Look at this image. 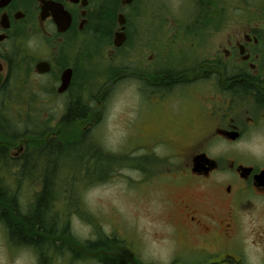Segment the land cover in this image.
<instances>
[{
    "label": "flooded vegetation",
    "instance_id": "flooded-vegetation-1",
    "mask_svg": "<svg viewBox=\"0 0 264 264\" xmlns=\"http://www.w3.org/2000/svg\"><path fill=\"white\" fill-rule=\"evenodd\" d=\"M185 1L190 8L182 18L176 10H165L167 1L160 0V15L165 11L173 17L153 23L154 0H0V132L9 138L11 92L32 78L35 89L49 90L62 101L58 107L64 114L74 102L79 110L91 112L84 115L86 121L75 122L83 126L81 136L89 138L87 131L104 113L105 97L98 95L96 104H86L91 94L84 83L74 81L75 71L88 70L87 58H96L99 48L107 49L120 71V49L130 43L131 71L115 72L112 84L126 76L132 81L133 127L142 136L136 149L143 152L133 160L145 176L142 182L161 176L170 187V200L143 206L165 230L153 232L150 240L168 257L140 259L147 243L138 237L117 256L127 255L130 264H264V254L248 252V247L262 246V224L247 229L238 213L264 202V152L259 156L251 148L256 141L264 143V0ZM57 4L69 15L64 31H59L58 22L65 19L55 15ZM25 29L38 35V55L27 47L16 50ZM118 32L124 42L116 46ZM69 42L84 47V61L65 59ZM66 69L71 70L70 80L60 91ZM14 79L19 83L13 84ZM62 118L54 125L69 123ZM239 143L246 145L242 153L211 149ZM160 147L164 152L157 153ZM13 150L10 156L0 146L3 191L9 188L11 157L19 161L18 174H24L20 144ZM169 157L177 167L163 171Z\"/></svg>",
    "mask_w": 264,
    "mask_h": 264
},
{
    "label": "rangeland",
    "instance_id": "rangeland-1",
    "mask_svg": "<svg viewBox=\"0 0 264 264\" xmlns=\"http://www.w3.org/2000/svg\"><path fill=\"white\" fill-rule=\"evenodd\" d=\"M162 1L164 3L165 0ZM166 1L167 6L163 5V8L178 11L182 18L190 8L185 0ZM154 2L155 10L152 11L157 14L154 13L153 23H162L165 17H173L165 11L160 15L157 7L162 4L160 0ZM23 32L21 40L24 42L16 46V50L27 47L33 55H38L35 52L38 35L26 29ZM70 44L69 48L67 46L66 49L65 46L63 50L65 59L84 61V47L76 43ZM129 47L130 43L120 49L119 56L122 67L124 66L120 71L117 67L116 72L114 61L108 57L106 48L96 49L99 50L96 58H87L85 64L88 70H82L87 71L82 77L79 75L82 73L80 69L75 71L74 81L80 85L84 83V88L87 87L86 93L91 94L89 103L86 104H96L94 99L98 95L105 97L104 113L94 127L87 131L89 138L81 136L83 126L79 124L76 126L80 127V132H75L78 136L73 128L63 129V126L54 125L56 120L63 117V109L58 107V103L62 101L54 99L49 90L40 92L35 89L34 79L26 78L17 91L11 92L15 95L8 113L10 119L17 120L16 127L13 132L10 131L9 138H5L0 132V146L7 147L10 156H14L16 150L13 148L20 144L21 150L18 154L23 155L25 164L24 174L19 175V161L17 158H10L9 171L6 173L10 176L9 188L0 190L1 207L10 209L11 203L16 207L15 210L20 211L19 214L33 213V204L42 190L44 181L40 164L43 167L50 161L47 168V173L51 176L46 196L49 214L47 219L54 220L55 216L56 228L59 231L58 239H53L57 241L52 246L39 242L38 247L41 249H35L32 245L20 244L0 222V264H104V259L116 264L117 258L122 259L123 264H130L127 255L121 257L116 253L121 248H130L132 240L137 237L147 243L141 251L142 254H138L140 259L149 261L168 257V254L163 253L166 250L162 246H153L155 243L150 240L153 232L163 233L165 230L161 227L162 224L151 220L143 206L160 205L170 200V187L164 180L166 178L161 176L142 182L145 176L137 170L133 160L134 157L143 155V152L139 146L136 149L137 143L142 141V136L133 127L135 104L132 81L126 76L124 80L112 84L116 73L126 74L125 72L131 71V68H128L129 58L131 60ZM15 80L19 83L18 79L12 80V83H15ZM19 121L21 124H18ZM17 129H27L29 133L12 137ZM59 132L64 135L74 134L72 137L65 136L64 144L61 143L68 156H59L57 147H54L55 150L51 154H43L41 149L37 148L42 138L55 139ZM18 139H23V142L17 143ZM225 148L242 153L246 145L239 143L230 147L217 144L211 149L218 151ZM251 148L262 156L264 143L256 141L252 143ZM155 151L164 152L161 147ZM37 157H42L41 163L36 164L34 160ZM172 162V157H169L168 163L161 166L162 170L167 167L176 168L177 165H172ZM13 213L16 214L15 211ZM238 213L246 225L245 228L248 229L247 225L253 227L256 223L262 224L264 228V202L251 203ZM248 248L250 254H264V241L258 248Z\"/></svg>",
    "mask_w": 264,
    "mask_h": 264
},
{
    "label": "trees",
    "instance_id": "trees-1",
    "mask_svg": "<svg viewBox=\"0 0 264 264\" xmlns=\"http://www.w3.org/2000/svg\"><path fill=\"white\" fill-rule=\"evenodd\" d=\"M86 113L88 114L91 112H84L82 110H79L78 103L74 102L73 105H71L69 107L67 112H65V114L62 118L63 120L69 119V123L66 125H63V127H64L63 129H72L73 128L74 133L80 132V129H79L80 127L76 126L77 123H75V122L78 120L79 121L80 120L86 121V119L84 118V115ZM10 120L13 122V124H11V126H10V131L13 132L15 130V127H16L15 124H16L17 120L16 119H15L16 121L12 120V119H10ZM26 130L21 132V135H23V136L27 135L29 132H27ZM18 134H19V129L16 130V133L12 137H14ZM58 135L57 134L55 135L56 136L55 139L42 138L41 143L37 145V146H39L37 148L41 149L43 154L48 155L49 153L51 154V152L54 151L55 148L57 147V148H59L58 149V152L60 154L59 156H61V155L62 156H68L67 153H65V151L63 150V147H61V146H62V144H64L63 142H65V140H66L65 136L67 137L68 135H70V137H72L74 134L71 133V134L64 135V134L59 132ZM76 135L78 136V134H76ZM43 154H41L40 156L43 157ZM42 157H37L34 160L36 162V164L41 163ZM49 163H50V161H49ZM49 163H45L43 165V167L40 164V169H41L40 172H42V175L44 177V181L42 184L43 185L42 190L39 193V196H37V200L35 201V204H33V205H35L33 213H29L27 215H23L21 213L19 214L20 211L15 210L16 207L14 208L13 204H11V203L9 204L10 209L9 208L5 209L4 207L2 208L1 204H0V222H2V224L5 226L6 230L9 231V234H11V236H14V238L16 240H18L20 244L32 245L35 249L36 248L41 249L38 247L39 242L40 243L44 242L46 245L50 244V246H52L53 243L55 241H57V240H53V239H58L57 234H58L59 230L56 228V220H55L56 217L54 215H52V216H54V220L53 219L52 220L47 219L49 217V214L47 213L48 204H47L46 196H47V192H48V190H47L48 185L50 182L49 179H51V176L49 175V173H47V168H48ZM0 202H1V200H0ZM13 211H15L16 214H14ZM20 219H23L24 221L23 220L21 221ZM50 222H52V223H50ZM103 262H104V264H111L110 260L104 259ZM116 264H117V261H116Z\"/></svg>",
    "mask_w": 264,
    "mask_h": 264
},
{
    "label": "water",
    "instance_id": "water-1",
    "mask_svg": "<svg viewBox=\"0 0 264 264\" xmlns=\"http://www.w3.org/2000/svg\"><path fill=\"white\" fill-rule=\"evenodd\" d=\"M131 0H124L125 3H130ZM55 9H56V12L57 14H55L58 18H60L61 20L65 19V21H61V22H58L61 26H59V31H64L68 25H69V15L63 10V7L61 4H57L56 6H54ZM122 15H119L118 17V24H122L124 23L123 19H122ZM63 23V25H62ZM124 34L122 32H118L117 33V37L114 38V44L116 46H119L122 44L123 40H124ZM42 65V64H41ZM70 73H71V70L69 69H66L65 72H63V74H61V83L62 85L60 86V91L64 90L65 86L67 85V83L69 82L70 80Z\"/></svg>",
    "mask_w": 264,
    "mask_h": 264
}]
</instances>
